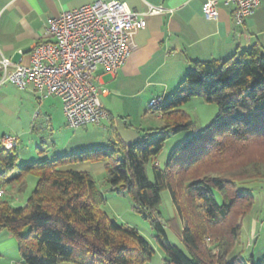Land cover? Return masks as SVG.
<instances>
[{
    "label": "trees",
    "instance_id": "trees-1",
    "mask_svg": "<svg viewBox=\"0 0 264 264\" xmlns=\"http://www.w3.org/2000/svg\"><path fill=\"white\" fill-rule=\"evenodd\" d=\"M195 96L216 103L218 114L176 145L164 168L153 163L151 179L147 165L163 151L170 133L194 128L180 107ZM151 109L161 115L162 126L146 129L139 141H120V153L87 149L19 164L16 148L0 146V190L21 184L25 191L26 177H38L25 204L14 206L0 197V230L17 238L25 264H146L151 259L155 250L138 229L109 219L102 210L105 198L93 175L63 169L98 159L106 161L113 188L128 192L152 221L166 264H264V255L237 249L242 220L255 203L245 182L264 177V45L241 46L224 60L193 59L177 90ZM167 189L184 221L176 228L187 252L170 241L161 219V193ZM233 216L238 219L219 232ZM210 237L216 239L212 248ZM215 248L218 253L211 255Z\"/></svg>",
    "mask_w": 264,
    "mask_h": 264
},
{
    "label": "crops",
    "instance_id": "crops-1",
    "mask_svg": "<svg viewBox=\"0 0 264 264\" xmlns=\"http://www.w3.org/2000/svg\"><path fill=\"white\" fill-rule=\"evenodd\" d=\"M96 1L99 0H0V59L9 57L18 62L23 58L25 63H30L33 47L45 38L46 21L50 16ZM123 1L133 10L147 13V26L134 33L131 55L125 65L116 73H110L100 66L96 71V80L102 89H106L101 94V101L109 112V118L102 123H111L124 143L139 141L146 130L130 124L131 113L126 108L129 100L139 97L147 106L153 99L166 100L183 81L193 59L224 60L241 46H249L255 42L264 45V0H261L260 7L243 25H237L233 20L234 6L227 5L222 0L218 1V19L204 16L202 5L207 0ZM152 7H161L164 12L149 14ZM59 99L56 96L41 97L32 89L21 90L9 82L0 85V136L15 131L18 134L29 133L31 127L19 130L18 125L23 122L30 121L32 131L46 124L52 132L51 145L56 151L50 157L70 153L73 150L58 142L54 136L59 128L54 126L53 106L60 104ZM36 102L39 104L38 108L44 110L40 124L37 123L39 113L23 114L26 104ZM62 113L64 114L63 109ZM153 115L161 121L160 114L153 112ZM157 127L159 126L149 128ZM128 132L131 134L127 135ZM43 145L46 146L44 141ZM14 148H18V145ZM63 169L72 168L64 166ZM27 178L28 176L25 179L28 189ZM256 182L264 185V180L253 183ZM1 190L3 193L0 197L14 206L25 204L30 195L25 196L27 190L24 191L21 184H10ZM254 210L253 207L252 212L242 220L243 230L237 249L244 255L255 253L258 258L264 255V242H260L261 219L255 215ZM261 225H264V221ZM3 230H0V264H25L17 238L8 229V233ZM10 249L13 251L11 257Z\"/></svg>",
    "mask_w": 264,
    "mask_h": 264
},
{
    "label": "built area",
    "instance_id": "built-area-1",
    "mask_svg": "<svg viewBox=\"0 0 264 264\" xmlns=\"http://www.w3.org/2000/svg\"><path fill=\"white\" fill-rule=\"evenodd\" d=\"M219 0H207L202 12L208 19H218ZM233 5V20L243 25L261 5V0H222ZM152 7L149 14L162 13ZM147 13L133 10L123 0H99L50 16L46 21L44 40L30 53V63L23 58L14 62L0 59V85L13 83L21 90L32 89L41 97L56 96L62 100L63 111L70 127L101 124L109 118L97 84L96 71L103 66L116 73L131 55L134 33L147 26ZM162 99H153L157 107ZM18 139L4 133L2 149H13ZM3 191L0 190V194Z\"/></svg>",
    "mask_w": 264,
    "mask_h": 264
},
{
    "label": "rangeland",
    "instance_id": "rangeland-1",
    "mask_svg": "<svg viewBox=\"0 0 264 264\" xmlns=\"http://www.w3.org/2000/svg\"><path fill=\"white\" fill-rule=\"evenodd\" d=\"M264 31V25L262 27ZM264 39V36H263ZM61 101L59 99V103L53 106V114H54V126L59 128V131L54 134L56 140L63 144H66L70 150V153L67 155H71L76 152H83L87 149L89 150H103V149H115L116 152L120 153V134L117 133L111 126V123L105 122L99 125L90 124L87 126H82L78 128H72L69 126L66 117L62 113ZM144 102L139 100V97H136L134 100H129L127 108V112L131 113V118L129 120L130 124L137 128H149L161 126V121L156 119L153 115L152 107L145 105ZM39 104L36 102L35 104L28 103L25 105L23 114L29 112L31 115H35L39 113L40 118L37 123L43 120L42 113L43 109L38 108ZM63 106V103H62ZM180 109L187 113V115L193 120L194 128L191 130L182 131L179 133H170V138L165 143L163 151L147 165L148 174L151 179H153L152 165L153 163L158 164L161 167H165L167 163L168 156L171 150L184 140L188 139L193 133H196L199 130L206 128L216 117L218 114V105L216 103L206 102L202 97L195 96L188 103L183 104ZM29 117V116H28ZM27 117V118H28ZM26 118V117H25ZM32 122V121H31ZM46 122V120H45ZM19 130H24L28 127H31L29 133L18 134L15 132H7V134L18 139L16 146V151L19 154L18 163H25L31 160H43L46 158L54 159L52 154H55V148L51 145V135L52 132L48 129L46 124L41 126L38 130L32 131V125L29 121L20 123L18 125ZM136 133H139L136 130ZM131 133H127L130 135ZM43 137V139H41ZM46 143V146L43 145ZM38 148V149H37ZM42 150V151H41ZM69 150V149H68ZM63 155H66L63 153ZM61 155V156H63ZM59 157V156H57ZM69 168L80 171H88L93 175L95 179V184L101 194L104 196L105 201L101 205L102 210L107 214L109 219L115 220L118 223H123L125 225H129L138 229V231L151 243L154 248V253L149 261L146 264H166L168 258L162 246L158 241V233L154 228L152 221L139 212L136 208V204L132 198V196L124 191L113 188L111 183L108 180V174L106 170V161L102 159H98L95 161H78L70 163ZM264 173V166H263ZM37 176L35 174H30L27 178L28 180V189L25 193V196L31 193L33 188L36 185ZM264 180V177L259 180ZM255 181L245 182V184H251ZM253 188V194L255 195V203H254V213L257 215L260 220L259 230L261 231V243L264 242V225L261 223L264 221V185L253 183L250 185ZM219 202H222L221 195L218 191H216ZM263 203V205H262ZM159 210L161 212V219L165 223V230L170 241L179 246L185 252L187 249L182 241V237L180 236L179 229L177 230L178 222H181V227H184V221L179 219L176 207L173 203L172 196L170 191L164 190L161 193V203L159 206ZM238 217L233 216L230 221H228L224 225L218 227L217 230L219 232L226 231V226L232 223ZM4 233L7 232V229L3 230ZM210 236V235H209ZM216 239H212L211 237L207 241L209 247H213V242ZM239 246V245H238ZM12 249L9 250L10 257L12 256ZM218 253V249H213L211 255H216Z\"/></svg>",
    "mask_w": 264,
    "mask_h": 264
}]
</instances>
